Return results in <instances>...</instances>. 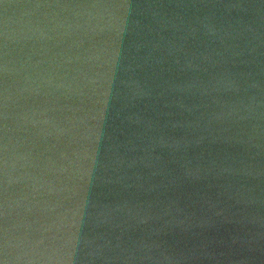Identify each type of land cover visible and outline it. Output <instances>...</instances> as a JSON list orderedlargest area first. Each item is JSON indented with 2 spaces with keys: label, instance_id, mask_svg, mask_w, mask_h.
<instances>
[{
  "label": "water",
  "instance_id": "95a60500",
  "mask_svg": "<svg viewBox=\"0 0 264 264\" xmlns=\"http://www.w3.org/2000/svg\"><path fill=\"white\" fill-rule=\"evenodd\" d=\"M0 154L8 259L264 264V0H0Z\"/></svg>",
  "mask_w": 264,
  "mask_h": 264
},
{
  "label": "clouds",
  "instance_id": "9594fccd",
  "mask_svg": "<svg viewBox=\"0 0 264 264\" xmlns=\"http://www.w3.org/2000/svg\"><path fill=\"white\" fill-rule=\"evenodd\" d=\"M71 80L69 79L65 85L70 89ZM45 127L41 130V135L48 139L50 147L46 149V153L43 155V159L39 165V169L36 175L28 177L33 183L32 198L35 202L36 214L43 210V197L49 190L50 181L49 175L54 171V165L56 162V141L62 133V129L57 123L44 120ZM8 169V160L6 156L0 154V186L3 185L6 178ZM4 210L3 203L0 202V264H21L22 253L14 254L11 259L7 256L10 252L15 253L14 247L9 245L8 233L3 226Z\"/></svg>",
  "mask_w": 264,
  "mask_h": 264
}]
</instances>
